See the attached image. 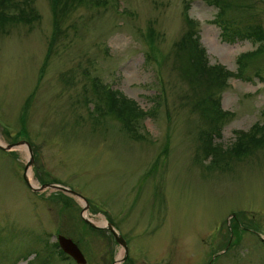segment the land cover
Wrapping results in <instances>:
<instances>
[{
	"label": "rangeland",
	"instance_id": "rangeland-1",
	"mask_svg": "<svg viewBox=\"0 0 264 264\" xmlns=\"http://www.w3.org/2000/svg\"><path fill=\"white\" fill-rule=\"evenodd\" d=\"M227 1L238 6L223 20L264 30V0ZM32 2L36 20L0 27V264H79L59 252L58 235L83 264H264V140L241 158L227 150L264 126V52L239 60L258 43L224 39L223 1L106 0L63 17L54 0ZM185 15L209 64L233 73L219 95L229 115L214 125L227 150L219 159L203 150L211 125L176 68ZM92 77L153 111L135 134L96 118ZM24 173L80 196L32 191ZM103 221L124 238V259Z\"/></svg>",
	"mask_w": 264,
	"mask_h": 264
},
{
	"label": "trees",
	"instance_id": "trees-1",
	"mask_svg": "<svg viewBox=\"0 0 264 264\" xmlns=\"http://www.w3.org/2000/svg\"><path fill=\"white\" fill-rule=\"evenodd\" d=\"M212 1L218 2V0ZM220 1H223V8L219 10L216 21L222 24L224 39L228 41L237 38L251 39L258 43L254 51L243 53L239 60L252 59L254 55L264 52V30L261 24L253 19L243 27H239L223 20V13L226 8L238 6V3L227 0ZM100 2L104 4L106 0H54L55 14L59 17L68 16L80 6L97 5ZM37 18L38 14L33 7L32 0H0V27H3L6 22L30 23ZM185 18L188 28L175 46L176 68L183 81H186L193 91V109L199 113L204 121L211 125L206 130V134L201 137L203 150L206 155L210 154L218 159L222 158L221 153L227 152V150L229 154H233L237 158L246 156L263 144L264 126L256 125L252 131L240 132L238 139L231 146L232 148L227 150H223L220 144L214 142V133L219 135V128L214 127V125L221 123L229 115L228 111L221 108L219 95L226 86L227 79L233 73L222 65L209 64L206 51L199 42L194 20L188 15H185ZM57 21L59 23L58 18ZM58 29L59 26L57 25L54 34H57ZM240 66L242 70L244 64ZM91 81V94L94 96L93 106H95L94 111L97 113V119L106 116L114 117L126 131L135 134L133 125L153 112L144 110L136 101L100 82L98 78L92 77ZM59 252L65 254L61 249H59Z\"/></svg>",
	"mask_w": 264,
	"mask_h": 264
},
{
	"label": "water",
	"instance_id": "water-1",
	"mask_svg": "<svg viewBox=\"0 0 264 264\" xmlns=\"http://www.w3.org/2000/svg\"><path fill=\"white\" fill-rule=\"evenodd\" d=\"M22 143L25 144L26 147L29 150V158H28L27 165L25 167V169H27V166L30 165V162H31V159H32V155H31V150H30L29 144L26 141H22L19 144H22ZM15 145H17V144H15ZM12 146H14V145H9V146H6L4 148L5 149H10V148H12ZM24 178H25L26 183L29 185V187L31 188L32 191H33V189L34 190H43V189H45L46 186L47 187L50 186V187H53V188H56V189L63 190L65 192L71 193L73 195L80 196L79 194H77L76 191H73V190L69 189L66 186H62V185H58V184H47V185H42V186H39V187H36V186L34 187L28 181L26 173H24ZM84 207L87 208V205H84ZM85 220L90 225H92L94 227H97L90 220H88V219H85ZM104 228L109 230L110 233L113 235L114 239L123 247L124 255H123L122 259H124L126 257V253H127V245H126V242H125L124 238L117 232V230L115 228H113V226L109 225L108 223L105 224ZM57 242H58V245H59L60 249L66 255L70 256L76 263H79V264L85 263V258L83 256V253L79 249L78 245L71 238L63 236V235H58L57 236Z\"/></svg>",
	"mask_w": 264,
	"mask_h": 264
},
{
	"label": "bare ground",
	"instance_id": "bare-ground-1",
	"mask_svg": "<svg viewBox=\"0 0 264 264\" xmlns=\"http://www.w3.org/2000/svg\"><path fill=\"white\" fill-rule=\"evenodd\" d=\"M32 175H31V172H30V170H29V175H28V177H31ZM32 182H33V180H32ZM101 223H104L105 224V222L103 221V222H101Z\"/></svg>",
	"mask_w": 264,
	"mask_h": 264
}]
</instances>
